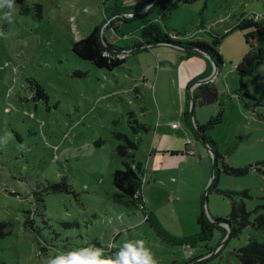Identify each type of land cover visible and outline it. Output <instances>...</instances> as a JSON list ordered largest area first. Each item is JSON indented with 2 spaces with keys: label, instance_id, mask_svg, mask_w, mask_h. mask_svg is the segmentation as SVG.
<instances>
[{
  "label": "rangeland",
  "instance_id": "1",
  "mask_svg": "<svg viewBox=\"0 0 264 264\" xmlns=\"http://www.w3.org/2000/svg\"><path fill=\"white\" fill-rule=\"evenodd\" d=\"M4 11H0L4 33L0 36V222L10 223L12 234L0 240V264H46L49 257L90 246L111 255L125 242L138 239L146 241L158 264H188L185 244L200 232L201 214L214 226L208 239L191 241L194 257H208L200 264H241L237 249L251 239L264 243V229L252 224L264 216V63L245 79L255 100L236 95L240 84L235 69L238 58L250 49L235 28L237 18L241 13L254 14L264 26V0H153L143 11L129 0H24L16 3L10 20L4 19ZM150 23L165 32L175 30L185 42L211 43L223 35L219 51L224 63L215 83L219 101L196 104L193 111L196 124L203 125L220 114L205 133L221 155L214 175L213 153L191 120L184 118L185 112L191 113V102L186 91H179L178 82L180 63L188 59L177 55L185 50L162 47L168 49L160 55L162 60L149 47L117 54L125 62L114 70L98 68L73 52L74 43L96 27L108 45L133 50L141 44V28ZM109 25L116 28L112 40ZM254 48H264V34ZM36 83L47 99L33 98ZM159 113L181 123L188 131L186 140L192 141L188 146H197L204 156L188 153L197 163L187 161L177 170L162 171V180L153 185L164 189L153 186L147 192L153 207L147 204L143 182L144 207L166 239L144 220L143 211L121 206L128 213L114 202L117 190L112 183L114 170L125 168L116 134L140 139L133 167L143 177L150 154L148 134L132 127L136 120L154 127ZM224 163L250 169L228 174ZM180 173L183 176L176 182L181 183L180 192L174 193L170 180ZM214 178L216 187L209 191ZM62 179L72 185L69 191H47L49 183ZM216 188L240 193L238 200L250 212L252 223L238 237L227 238L228 228L212 221L227 220L231 212L230 199Z\"/></svg>",
  "mask_w": 264,
  "mask_h": 264
},
{
  "label": "trees",
  "instance_id": "2",
  "mask_svg": "<svg viewBox=\"0 0 264 264\" xmlns=\"http://www.w3.org/2000/svg\"><path fill=\"white\" fill-rule=\"evenodd\" d=\"M152 1L147 0L144 4H140L136 9L143 8L146 5L150 4ZM15 3H24V0H15ZM111 24V22H110ZM110 27H112L110 25ZM235 28L241 32L245 38L246 43L249 44L250 49L244 55L243 59L235 66L236 72L239 76V88L237 89L236 95L243 99H256L248 89L245 79L252 75L263 63H264V48L255 49L254 45L259 38V36L264 34L263 24L255 17V15H244L241 13L237 18V25ZM99 27H96L92 33L87 37L80 39L74 43L73 52L81 59L93 63L98 68H103L107 70H114L117 67H120L125 62V57H120L116 53L107 51V49L102 44L99 38ZM141 39L142 42H173L180 45H184L188 48L197 49L204 54H207L209 60L213 65L220 71L224 63L223 56L219 51L221 44V38L223 35H217L211 43L206 41H191V42H182L181 40H176L173 36H178L179 34L175 30H171L170 33L163 31L160 26L156 23L145 24L141 30ZM105 40V39H104ZM106 41V40H105ZM107 44V43H106ZM108 45V44H107ZM141 45V44H139ZM137 45V46H139ZM112 47V45H108ZM187 56L197 55L199 53L193 52L191 50H185ZM34 91L33 98H44L47 99L46 93L42 88V85L36 83L35 87H32ZM193 97L196 104L200 106H207L219 101V95L217 88L213 82H207L200 84L193 91ZM220 114L214 119L209 120L203 126H197V128L203 132L204 137L212 147V138L205 135L207 131H210L214 123L220 118ZM185 120L190 121V113L185 112ZM132 128L138 133L143 132L144 134H149L152 130V127L143 122L139 123L137 120ZM116 136L120 140V144L117 146V152L123 160L125 165L124 169H116L112 173V183L117 190V193L114 195V202L119 206L123 207H136L137 209L143 211L144 220L149 222L151 226L155 229V232L162 238L166 239V236L158 228L157 224L151 219L149 213L147 214L146 208L143 204V199L141 195L142 187V176L140 170H136L133 167V153L139 147V141H133L130 137L123 133H117ZM213 148V147H212ZM216 163L219 158H221L220 153L217 150H214ZM250 169V166L235 169L230 167L228 164L224 163V171L228 174H244L247 173ZM216 170V169H215ZM217 178H214L209 191L212 187H216ZM50 189H47L49 192L53 193H62L67 192L72 188V185L68 183L66 179H62L57 183H49ZM217 191L223 194L225 197L229 198L231 201V212L227 220H216V221H225L230 224L229 238L238 237L244 230L246 226L252 222L249 220L250 212L247 211L245 203L243 200H238L240 193L230 190H220L216 188ZM245 195V194H243ZM121 207V208H123ZM125 209V208H123ZM126 212L129 213L127 209ZM198 224L201 229L200 232L192 238L191 241L206 240L211 236L212 228L214 225L206 223L203 214L198 217ZM28 223V221L26 222ZM255 227L264 229V216H259L254 223ZM225 234L227 230L225 229ZM12 234L11 224L8 222H0V240ZM191 241H188L192 246ZM236 255L241 264H264V243L257 240L251 239L248 243L236 250ZM202 256L193 257L188 260V264L201 258ZM208 260V259H206ZM205 260V261H206ZM203 261V262H205ZM202 263V262H201ZM175 264V262L173 263ZM200 264V263H199Z\"/></svg>",
  "mask_w": 264,
  "mask_h": 264
},
{
  "label": "crops",
  "instance_id": "3",
  "mask_svg": "<svg viewBox=\"0 0 264 264\" xmlns=\"http://www.w3.org/2000/svg\"><path fill=\"white\" fill-rule=\"evenodd\" d=\"M147 0H129L130 3H133V6L137 7L140 6V4H144ZM153 1V0H151ZM144 8V7H143ZM143 8H139V10L143 11ZM254 11V10H253ZM110 26V25H109ZM110 32L112 33L110 38L111 40L114 38V30L116 28H111L109 27ZM167 33H170L167 32ZM176 38V40H181L182 42H185V39L180 38V35L178 36H173ZM141 41V40H140ZM188 41V40H187ZM197 41V40H196ZM142 42V41H141ZM140 42V43H141ZM191 42V41H189ZM142 44V43H141ZM162 47H170L166 45L158 46V47H149V52H152L154 56L158 60H162L161 56L164 53V50L168 49H162ZM173 48V47H172ZM247 53V50L245 54ZM244 54V55H245ZM164 56L166 54H163ZM243 55V57H244ZM172 54H167L168 58H171ZM241 57V56H240ZM242 57V59H243ZM183 60L185 58L188 59V61L181 62L180 65L183 68L181 71V75H179V91L181 93H185L189 95L193 83L196 82L197 80L205 79L209 77L213 73L212 65L209 60V58L206 55L203 54H197L193 56H187L186 52L183 51L180 55H177V59ZM193 59V60H192ZM238 58L237 63L235 66L242 60ZM223 66V65H222ZM222 69V67H221ZM222 71L220 70L211 81L214 84L216 83V80L219 77V74ZM159 83V79L155 82V89L157 87V84ZM200 85V84H199ZM197 85V86H199ZM160 86H164V80L160 82ZM197 86L194 87L193 91L197 88ZM162 97V96H161ZM158 103V100L156 101ZM160 110V109H159ZM182 111V110H181ZM185 118V115H184ZM172 122L171 120H166L163 118L162 113H159L157 116L156 124L155 126L152 127L151 132L147 135L148 137V145L150 148V154L146 156V165H148L147 171L143 172V179H142V185L143 182H145L144 185V192L146 196V201H148V205L154 206V203L150 198L148 197L147 192L154 186L153 184H156L159 180H162L163 178V172L162 171H170V170H177L178 167L182 166L184 162L190 161L189 163L191 164L192 162L197 163V161L193 158L190 157L188 153L191 151L193 154L196 155V152L200 155V157L203 159V154L201 150L197 148V146L194 149H191L188 145L192 144L191 139L185 138V135L188 136V131L181 125V123H178V126L176 128H173L171 125ZM196 124V122H195ZM203 122H198L196 125L198 126H203ZM194 155V156H195ZM202 159L200 160L199 163L202 164ZM152 167V168H150ZM155 169V170H154ZM157 170H161L158 175L153 174V172H156ZM149 171H153L149 174ZM172 176L170 182L171 186L173 187L174 193H179L180 192V184L176 183L179 180V176ZM183 176V175H182ZM169 182V181H168ZM168 185V183H167ZM169 186V185H168ZM155 188H160V191L164 189L161 186H154ZM169 189V188H167ZM170 190V189H169ZM170 190L171 192H173ZM202 192V185L199 187V192ZM169 193V191H168ZM150 194V193H149ZM176 195V194H175ZM144 196V197H145ZM177 196V195H176ZM175 201L179 200V197L177 196L174 198Z\"/></svg>",
  "mask_w": 264,
  "mask_h": 264
},
{
  "label": "clouds",
  "instance_id": "4",
  "mask_svg": "<svg viewBox=\"0 0 264 264\" xmlns=\"http://www.w3.org/2000/svg\"><path fill=\"white\" fill-rule=\"evenodd\" d=\"M15 0H0L4 19L10 20L15 11ZM4 33L0 31V36ZM46 264H158L154 253L143 239L125 242L114 254L108 255L102 248L90 246L59 253L49 257Z\"/></svg>",
  "mask_w": 264,
  "mask_h": 264
},
{
  "label": "water",
  "instance_id": "5",
  "mask_svg": "<svg viewBox=\"0 0 264 264\" xmlns=\"http://www.w3.org/2000/svg\"><path fill=\"white\" fill-rule=\"evenodd\" d=\"M152 2L148 5H151ZM147 5V6H148ZM101 40V39H100ZM102 44L104 45V47L107 49V51H110L112 53H116V54H126V53H131L137 49H141V48H145V47H151V46H155L156 44L158 45H166V46H171V47H174V48H179V49H183V50H191L193 52H196V53H199V54H203V55H206L207 57H209L207 54H204L203 52L197 50V49H192V48H188L184 45H180L178 43H173V42H145V43H142L141 45L137 46L136 48H134L133 50L132 49H128V50H117L113 47H110L106 44V41L105 40H101ZM219 72V70L214 66V70H213V73L205 78V79H201V80H197L196 82L193 83V87L189 93V96H190V102H191V113H190V120L191 122L194 124V127L196 128L197 130V133L199 135V137L201 138L202 142L204 143V145L213 153V156H214V161H215V166H214V170H213V175L215 173V169H216V160H215V154H214V151H213V148L210 146V144L208 143V141L206 140V138L204 137L203 135V132H201L198 128H197V125L195 124V121L193 119V111H194V108H195V101H194V97H193V89L195 86L199 85V84H203V83H207L209 81H211L213 79V77ZM211 185V184H210ZM207 204V198L205 197L204 200H203V207ZM214 224L216 225H225L228 230L230 231V224L228 222H225V221H216V220H212ZM229 237V233L227 234V238ZM206 259H208V257H202V258H199L197 259L196 261H193L191 262L190 264H199L203 261H205Z\"/></svg>",
  "mask_w": 264,
  "mask_h": 264
},
{
  "label": "built area",
  "instance_id": "6",
  "mask_svg": "<svg viewBox=\"0 0 264 264\" xmlns=\"http://www.w3.org/2000/svg\"><path fill=\"white\" fill-rule=\"evenodd\" d=\"M171 126L173 128H176L178 126V123H172ZM190 153L193 154L192 151ZM191 248H192V246L190 244H185V249L189 251V258H193L194 257V253L191 251Z\"/></svg>",
  "mask_w": 264,
  "mask_h": 264
}]
</instances>
